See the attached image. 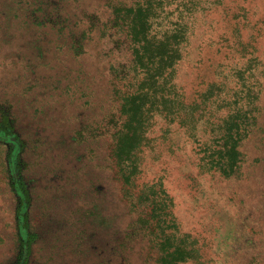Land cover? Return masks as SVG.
Masks as SVG:
<instances>
[{
	"label": "rangeland",
	"instance_id": "obj_1",
	"mask_svg": "<svg viewBox=\"0 0 264 264\" xmlns=\"http://www.w3.org/2000/svg\"><path fill=\"white\" fill-rule=\"evenodd\" d=\"M6 113L0 264H264V0H0Z\"/></svg>",
	"mask_w": 264,
	"mask_h": 264
},
{
	"label": "trees",
	"instance_id": "obj_2",
	"mask_svg": "<svg viewBox=\"0 0 264 264\" xmlns=\"http://www.w3.org/2000/svg\"><path fill=\"white\" fill-rule=\"evenodd\" d=\"M5 117V118H4ZM9 114L8 113H6L4 116H3V118L1 119V123H0V132L1 133H4V135H7L8 137H13V142L15 143V144H18V146H19V150H20V152L21 151H23V142L22 141H20L19 139H18V137H17V133L15 132V127L13 126V124L9 121ZM137 135V131H135L134 133H132V132H129L128 133V136H125V137H123V135H120V139H119V144H120V146H121V148H120V151L121 150H125L124 148H128L127 146H124L123 147V139L124 138H127V139H130V137L132 136H136ZM15 146V145H14ZM14 146H12L11 147V150L13 149V147ZM21 157V155L19 154V155H17V157H16V159H15V161H14V163L16 164V168H17V166H19V163H18V158H20ZM18 164V165H17ZM15 177H13L12 176V179H11V181H12V183H13V186L15 185Z\"/></svg>",
	"mask_w": 264,
	"mask_h": 264
}]
</instances>
